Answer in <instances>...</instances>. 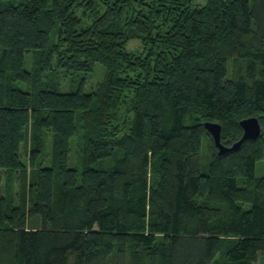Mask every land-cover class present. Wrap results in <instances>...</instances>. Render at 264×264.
<instances>
[{
    "label": "trees",
    "instance_id": "16d2710c",
    "mask_svg": "<svg viewBox=\"0 0 264 264\" xmlns=\"http://www.w3.org/2000/svg\"><path fill=\"white\" fill-rule=\"evenodd\" d=\"M263 158L264 0H0V264H264Z\"/></svg>",
    "mask_w": 264,
    "mask_h": 264
},
{
    "label": "rangeland",
    "instance_id": "374dc122",
    "mask_svg": "<svg viewBox=\"0 0 264 264\" xmlns=\"http://www.w3.org/2000/svg\"><path fill=\"white\" fill-rule=\"evenodd\" d=\"M26 68L27 69H31L32 68V58H31V54L27 55V60H26ZM105 73V67L101 64L98 63L95 70L91 73H89V75L86 78V85H85V90L88 92L90 91L92 88H94L102 79ZM68 84H71L68 82H64L63 83V90H67L68 88H70L68 86ZM75 140V142H74ZM77 139L73 138V142H72V151L70 154V159H71V165H74L78 159V147L76 145ZM78 144V142H77ZM212 155V151L210 150V141L209 138H205L204 139V144H203V154H202V162H203V170L205 172L208 171V160L209 157ZM22 156L25 159V161L27 160V153L26 152H22ZM256 174L257 176H262L264 174V158L262 160H259L256 164ZM16 191L19 193V189H18V183L16 185ZM15 193V192H14ZM260 264V262L258 263Z\"/></svg>",
    "mask_w": 264,
    "mask_h": 264
},
{
    "label": "water",
    "instance_id": "95a60500",
    "mask_svg": "<svg viewBox=\"0 0 264 264\" xmlns=\"http://www.w3.org/2000/svg\"><path fill=\"white\" fill-rule=\"evenodd\" d=\"M241 126L243 127L244 130L242 138L236 143H234L231 147H228L221 142V131H222L221 124L214 121H207L205 123V127L212 134L215 140L219 154H223L227 151L237 149L238 147H240V145L244 140L248 138L256 139L262 133V125L257 117L252 116L241 120Z\"/></svg>",
    "mask_w": 264,
    "mask_h": 264
}]
</instances>
